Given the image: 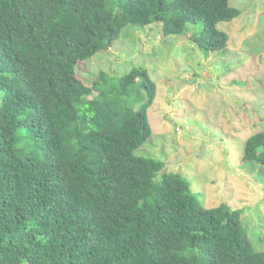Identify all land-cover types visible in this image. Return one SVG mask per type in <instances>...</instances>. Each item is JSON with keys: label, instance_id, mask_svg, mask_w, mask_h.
Returning a JSON list of instances; mask_svg holds the SVG:
<instances>
[{"label": "trees", "instance_id": "obj_1", "mask_svg": "<svg viewBox=\"0 0 264 264\" xmlns=\"http://www.w3.org/2000/svg\"><path fill=\"white\" fill-rule=\"evenodd\" d=\"M230 1L0 0V264H264L239 210L205 208L163 161L136 155L153 135L148 72L77 77L129 25L225 49L218 26L241 15ZM243 162L264 167V130Z\"/></svg>", "mask_w": 264, "mask_h": 264}, {"label": "rangeland", "instance_id": "obj_2", "mask_svg": "<svg viewBox=\"0 0 264 264\" xmlns=\"http://www.w3.org/2000/svg\"><path fill=\"white\" fill-rule=\"evenodd\" d=\"M240 17L218 26L229 46L204 55L186 36L165 37L161 25L127 26L108 52L77 67L86 86L146 70L156 84L148 109L153 135L137 156L165 163L186 179L205 208L227 204L257 251H264V167L244 163L247 140L264 130V0H231ZM194 29V27H193ZM137 109L146 92L134 90Z\"/></svg>", "mask_w": 264, "mask_h": 264}]
</instances>
